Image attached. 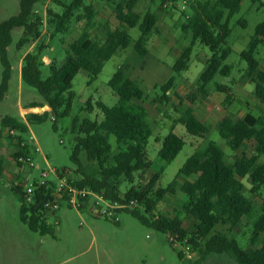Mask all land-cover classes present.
<instances>
[{"label": "trees", "instance_id": "1", "mask_svg": "<svg viewBox=\"0 0 264 264\" xmlns=\"http://www.w3.org/2000/svg\"><path fill=\"white\" fill-rule=\"evenodd\" d=\"M41 0H20V11L17 15L0 23V61L3 66V76L0 83V102L4 100L12 78L13 65L9 55V47L13 43L12 33L15 29H23L17 50H22L42 37L43 18L34 12L35 5ZM63 11L55 12L50 7L46 16L52 17L55 33L67 31L71 22L85 21L82 35L69 44L67 57L62 65L56 61L48 64L49 75L43 76V52L45 46L40 45L37 51L28 52L23 58L21 70L22 81L36 89L43 97L45 104L33 102L28 108H43L49 106L50 111L42 114L28 113V123H45L52 115L55 121L59 117H67L71 113L73 99V81L80 71L89 76V85L93 83L104 67L117 53L127 50L131 45V36L127 29L138 28L141 35L134 44V51L143 60L150 55L145 45V38L156 27L157 17L147 12L143 18L135 13L139 0H121L115 5V18L119 26H111L108 22L100 24L97 20L98 12L92 4L85 5V0H72L66 4L61 0H52ZM244 0H194L190 9L193 17L187 19L181 26L183 33L190 34L192 39L189 46L181 52L173 69L181 74L189 67L190 59L197 43L208 47L211 57L208 59L204 71L199 77V91L207 96L206 87L216 75L229 76L232 66L226 64L232 54L228 39L232 34L230 23L241 8ZM258 4V9H264V0H251ZM82 13L76 14L78 11ZM246 26V21L239 22ZM93 28H100L103 38L91 35ZM127 28V29H126ZM264 43V21L255 28L248 47L241 52L240 57L246 62L247 68L242 76V82L252 81L255 84V95L264 101V71L256 57L257 50ZM176 77L171 78L161 87L162 95L156 97V103L165 104L170 100L167 94L175 86ZM109 87L117 94L118 103L108 106L99 101L97 108L101 111L100 122L90 119L81 120L76 117L72 122L71 132L74 135L76 146L73 150L72 161L79 167L77 173H83V184L90 186L94 191L103 194L108 200L119 201L136 199L139 206L130 211L144 226L158 232L178 234L180 238H189L195 249L200 248L203 255L194 262L200 264L205 256L211 254H227L238 264H264V243L261 247H254L264 235V204L260 213L254 202L244 195V179L251 184L250 193L257 195L264 188V118L248 115L244 119L234 120L224 118L218 124V132L233 152L240 151L245 144L251 143L253 153L250 157H236L234 162L226 160V153L215 143L210 142L204 151H196L179 170L176 178L166 188L154 190V186L161 178L164 167L152 174L149 184L145 188L131 186L121 194L120 179L134 184L135 174L150 170L153 163L148 160L147 147L153 135L152 129L146 120L147 113L142 106L145 99V90L127 76L125 66H120L109 82ZM231 97L227 96V103ZM90 104L89 109L92 110ZM135 110H138L136 112ZM176 123L182 124L187 133L197 137L211 132L209 125L201 122L193 109L188 108ZM1 126L11 127L22 134L28 131V125L20 119L5 116ZM54 129L57 126L54 124ZM111 137H115L117 154L113 163L107 162L114 151ZM159 142V140H157ZM26 143L25 147L21 144ZM29 141L20 138L15 158L21 155H30ZM186 142L184 138L171 131L161 142L159 157L165 163H172L182 152ZM81 151L87 153L90 161L99 163L98 177L87 175L79 162ZM0 160V172L3 171ZM182 178V184L178 179ZM22 180L13 186V190L22 196ZM179 188L183 204L182 209L191 219L192 228L188 230L179 216H156L159 204L169 195L176 194ZM46 194V195H45ZM49 196L43 189L39 190V198L35 205L27 208L21 204V221L30 231L42 236L54 235L55 228L48 224L42 208V201ZM22 201V197H21ZM22 203V202H21ZM257 216L252 222V236L250 248L244 249L239 242L227 233L218 230L219 226L228 227L232 231L241 225L250 215ZM179 258L182 255L178 253Z\"/></svg>", "mask_w": 264, "mask_h": 264}, {"label": "rangeland", "instance_id": "2", "mask_svg": "<svg viewBox=\"0 0 264 264\" xmlns=\"http://www.w3.org/2000/svg\"><path fill=\"white\" fill-rule=\"evenodd\" d=\"M48 0H41L47 2ZM50 1V0H49ZM66 4L72 0H61ZM121 0H86L85 5L92 4L98 12L97 20L100 24L109 23L111 26H119L115 18V5ZM168 0H139L135 11L142 17L152 10L156 11L160 6L163 18H160L159 25L146 38V46L150 50V55L141 60L134 51V44L139 39L141 33L138 28L127 29L131 36V45L127 50L120 51L111 60L104 64L102 72L98 78L89 83V76L85 71H80L73 81V99L71 113L67 117L56 119L50 115L45 123H28V131L19 133L14 139L0 124V160H2L3 171L0 172V264H195L200 260L203 252L200 248L193 252L195 261L188 262L179 258V251L173 246L170 234H164L154 229L148 228L140 223L129 212L120 214L121 222L118 224L112 220L97 217L88 210L77 211L73 208L63 206L56 213H51L47 217L48 224L55 228L54 235L42 236L39 233L30 231L27 225L21 221V196L12 188L18 184V180H33L38 178L39 170H34L29 174L22 173L16 164L14 154L18 151V141H29L33 138L35 146L29 143L32 160L41 165L42 169L51 168L71 170L76 179L84 178L83 173H77L79 167L73 163L71 157L76 146L74 135L71 132L72 122L78 117L81 120L90 119L100 122L102 120L101 111L96 103L101 101L108 106L118 103L117 94L109 87V82L120 66H125L127 76L130 80L137 82L145 90V99L141 103L145 109L146 120L150 125L153 135L147 147V157L153 163L150 170L135 174L134 184H130L124 177L120 179L121 194H125L131 186L145 188L152 174L162 167L161 178L153 187L154 190L166 188L176 178L179 170L186 161L196 152L204 151L210 142H215L225 153L229 163L234 162L236 157L245 154L250 157L253 153L251 143L238 152H233L226 141L218 132V123L221 114L228 109L234 118L242 117L248 109L259 111L260 103L257 101L253 91L254 84L249 83V89L242 90L240 78L247 68V64L240 57V52L246 49L251 38L255 34L256 26L264 21V9H258V4L251 0H244L241 10L233 17L230 27L232 34L228 39V45L234 51L229 56L226 64L232 66L229 76L216 75L214 80L206 87L207 96L199 91V77L205 69L207 60L211 57L208 47L197 43L194 47L188 70L181 74H176L173 66L176 57L180 55L184 47L191 42V35L183 33L181 26L186 23L187 15L192 14V10L186 13H179L174 9H164V3ZM49 7L55 12H62L63 8L55 4L52 0ZM37 8L45 12L42 3ZM39 9V10H40ZM20 11V0H0V23L17 15ZM83 10L77 13H82ZM76 13V14H77ZM39 15V13H37ZM43 35L33 47L34 51L40 45L45 46L43 61L46 64L43 70L44 78L49 75L48 64L56 61L57 65H62L67 57L69 44L76 41L84 30L76 26L75 18L67 31L55 33V25L52 17L43 18ZM246 21L244 27L239 22ZM85 26V25H84ZM92 37L103 38L100 28H93ZM22 29H15L12 33L13 43L9 47V55L13 65L12 78L9 83V91L2 102H0V122L5 116H12L21 120V108H26L33 102L45 103L39 92L26 85L20 75L21 57L28 50V47L17 50V44L22 36ZM161 42L158 48H153L156 40ZM257 58L262 60L264 66V46L259 47ZM176 56V57H175ZM49 59H47V58ZM3 66L0 61V83L3 76ZM176 77L179 83L174 87L169 95L170 100L165 104L155 102V98L162 95L161 87L171 78ZM217 83L229 85L231 88V100L226 101V93L217 89ZM222 95V97L220 96ZM194 99V101H190ZM93 105L92 110L89 109ZM213 105L214 110L208 115V106ZM188 106H192L197 117L211 127V132L207 135L191 136L187 133L182 124L176 123ZM48 107V106H47ZM238 108H241L240 110ZM244 109V112L242 111ZM49 109L40 108L39 112L33 110L29 112L44 113ZM138 112V110H135ZM261 113H252L264 118V103L260 108ZM54 124L57 129H54ZM182 136L186 142L185 147L178 157L170 164L165 163L159 157L161 141L171 132ZM159 140V142L157 141ZM114 151L108 157L107 162L113 163L114 155L118 153L116 139L111 137ZM38 151H36V148ZM79 162L84 172L92 177H98L99 163L90 161L87 153L81 151ZM50 180L55 181L51 175ZM182 184L183 179H178ZM244 195L250 198L256 208V213H260L264 204V188L257 195L250 193L251 184L248 179H244ZM183 197L176 188L175 195H169L163 200L156 212V216L165 215L170 217L179 216L185 227L191 230V219L186 216L182 209ZM243 220L240 226L228 231V227L219 226L218 230L235 238L242 248L247 249L252 246V222L257 216ZM264 243V235L254 244L259 248ZM200 264H238L227 254H211L205 256V260Z\"/></svg>", "mask_w": 264, "mask_h": 264}, {"label": "built area", "instance_id": "3", "mask_svg": "<svg viewBox=\"0 0 264 264\" xmlns=\"http://www.w3.org/2000/svg\"><path fill=\"white\" fill-rule=\"evenodd\" d=\"M194 0H168L164 3V9L168 11L169 8L178 11L179 13H186L190 10L191 3ZM189 19V16H186ZM10 136L16 137L20 135L18 130L11 127L4 128ZM29 143L35 146L33 138H29ZM22 147L26 146V143L21 144ZM36 151H38V148ZM16 164L18 169L22 173L28 172L31 174L34 170H39L40 175L38 178L33 177V180H22V204L27 208L35 205L39 198V190L43 189L49 196L46 200L42 201L43 211L48 217L51 213H56L63 206L76 209L77 211H86L89 209L97 217L112 220L116 223L121 221L120 214L124 212H130L139 206L136 199L126 200L123 198L119 201L108 200L103 194L94 191L90 186L81 184L84 178L76 179V176L72 175L71 170L51 168L45 170L41 168L39 163H35L30 155H21L16 158ZM53 175L55 181L49 179ZM46 195V194H45ZM173 240V246L176 247L179 253L182 255V259L193 262L195 261L193 252H195L194 246L190 243L189 238H180L178 234L168 233Z\"/></svg>", "mask_w": 264, "mask_h": 264}, {"label": "crops", "instance_id": "4", "mask_svg": "<svg viewBox=\"0 0 264 264\" xmlns=\"http://www.w3.org/2000/svg\"><path fill=\"white\" fill-rule=\"evenodd\" d=\"M86 1V0H85ZM163 1H165V0H163ZM50 2H51V0L49 1H47V2H39V3H37L36 5H35V8H34V12L35 13H39V16L41 17V18H45L46 17V10L49 8V5H50ZM139 2V1H138ZM40 3H42L43 4V6L45 7V12L44 11H42L40 8V10L37 8V6H38V4H40ZM138 4V3H137ZM137 6V5H136ZM136 8V7H135ZM135 11V10H134ZM148 12H151V13H153L156 17H157V19H158V23H157V25H156V27H155V29L154 30H156L157 28H158V25H159V20H160V18H163V16L165 15V14H163V12H162V9L160 8V6L159 7H157V9H156V11H152V10H150V11H148ZM135 13L136 14H138L136 11H135ZM192 14L190 15V14H188L187 16H189V18H192L193 17V11L191 12ZM78 14V13H77ZM145 16V15H144ZM143 18V17H142ZM44 20V19H43ZM73 23V21L71 22V24ZM71 24H70V26H71ZM85 25V21L84 20H81V21H77L76 22V26L78 27V28H80V29H82V30H84L85 29V27L86 26H84ZM114 27H117V26H114ZM18 29H21V28H18ZM23 30V29H22ZM153 30V31H154ZM152 31V32H153ZM151 32V33H152ZM150 33V34H151ZM149 34V35H150ZM148 35V36H149ZM146 38H147V36H146ZM146 38H145V41H147L146 40ZM37 43V42H36ZM36 43H34V44H32V45H30V46H28V50L26 51V52H24V54L22 55V57H21V62H20V75H21V70H22V65H23V58H24V56L28 53V52H33L34 50H33V47L35 46V44ZM147 42H145V44H146ZM191 43V42H190ZM160 44H161V42L160 41H158V39L156 40V43H155V45L154 46H152L153 48H158V46H160ZM190 45V44H189ZM188 45V46H189ZM262 46H264V43L263 44H261ZM260 45V46H261ZM259 46V47H260ZM147 48H148V46H146ZM187 47V46H186ZM186 47H184V48H186ZM248 47V46H247ZM26 48V47H25ZM232 48V47H231ZM149 49V48H148ZM184 50V49H183ZM182 50V51H183ZM233 50V49H232ZM245 49H243L242 51H244ZM234 51V50H233ZM241 51V52H242ZM259 51V48H258V50H257V54L259 53L258 52ZM194 52V51H193ZM241 52H240V54H241ZM181 54V53H180ZM257 54H256V57H257ZM176 57V56H175ZM179 57V56H178ZM178 57H176V60H177V58ZM192 57V56H191ZM47 58V57H46ZM47 59H49V58H47ZM258 59V58H257ZM191 60V59H190ZM208 61V60H207ZM259 61V60H258ZM262 60L261 61H259V63H260V68L264 71V66L262 65ZM190 64V63H189ZM206 64H207V62H206ZM189 68V67H188ZM188 70V69H187ZM246 70V69H245ZM232 72V71H231ZM244 73H245V71H244ZM243 73V74H244ZM231 74V73H230ZM243 74H242V76H243ZM242 76H241V78H240V84H241V86L240 87H242V90H244L245 88L246 89H249L248 87H247V85L249 84V83H253L252 81H248V82H242ZM224 77V76H223ZM22 79V78H21ZM179 83V81H175V86L174 87H176V85ZM254 84V83H253ZM217 89L218 90H220L221 92H224V93H226V100H227V96L229 95L230 97H231V94H230V92H231V88H230V86L229 85H222V84H219V83H217ZM254 86H255V84H254ZM174 89V88H173ZM173 89L172 90H170L167 94L168 95H170L171 94V92L173 91ZM206 92H207V90H206ZM253 93H254V95H255V88H254V91H253ZM220 96L222 97V95L220 94ZM255 97H256V95H255ZM256 99H257V101L260 103V106L258 107L259 108V111H257L256 109L254 110V109H248L247 111H246V113L242 116V117H240V118H234L233 116H232V113H230L229 112V110L228 109H226L221 115V118H220V120H219V123L224 119V118H227V117H229V118H232V119H234V120H239V119H244V118H246L248 115H253V116H255V117H262V116H257V115H255V114H253L252 112L253 111H255L256 113H258V114H260L261 113V111H260V108H261V105H262V103H264V101H261L260 99H258L257 97H256ZM190 101H194V99H191L190 98ZM32 104V103H31ZM41 104H45V103H42L41 102ZM30 106V105H29ZM188 108H191V109H193V111H194V108L192 107V106H188L187 107V109ZM34 109H40V108H28V107H26V108H21V115H20V117H21V120L23 121V122H25L27 125H28V122H27V119H26V115L28 114V113H34V112H29V111H31V110H33L34 111ZM44 109H49V106L47 107V105L46 106H44ZM186 109V110H187ZM215 108H214V106L213 105H209L208 106V108H207V110H208V115L210 116V115H212L211 113L213 112V110H214ZM239 110L241 109V108H238ZM48 111H50V110H48ZM242 111L244 112V109H242ZM194 113H195V111H194ZM38 114H42V113H38ZM184 114V113H183ZM195 115H196V113H195ZM197 116V115H196ZM263 118V117H262ZM199 119V118H198ZM200 120V119H199ZM201 121V120H200ZM202 122V121H201ZM218 123V124H219ZM205 124V123H204ZM207 125V124H206ZM174 132V131H173ZM225 141V140H224ZM162 142V141H161ZM121 222V221H120ZM119 222V223H120ZM118 223V224H119Z\"/></svg>", "mask_w": 264, "mask_h": 264}, {"label": "bare ground", "instance_id": "5", "mask_svg": "<svg viewBox=\"0 0 264 264\" xmlns=\"http://www.w3.org/2000/svg\"><path fill=\"white\" fill-rule=\"evenodd\" d=\"M40 111V109H34V112H39Z\"/></svg>", "mask_w": 264, "mask_h": 264}]
</instances>
